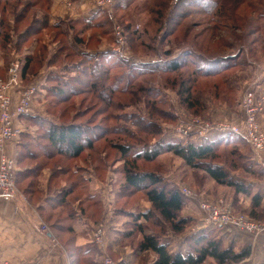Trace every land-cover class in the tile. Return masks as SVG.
I'll return each mask as SVG.
<instances>
[{
    "label": "rangeland",
    "instance_id": "obj_1",
    "mask_svg": "<svg viewBox=\"0 0 264 264\" xmlns=\"http://www.w3.org/2000/svg\"><path fill=\"white\" fill-rule=\"evenodd\" d=\"M38 1L37 5H29L28 0H0V82L9 79V69L15 56H22L24 59L26 55L33 54V61L27 72L29 74L20 77V88L22 90L24 86L41 82L43 95L36 97L32 104L34 111L31 113L37 114L36 118L44 114L49 122L47 124L57 125L91 120L89 122L96 126V132L100 128L116 125L132 133L124 137L125 140L122 137L124 132H114L118 138L124 139L122 142L130 144L143 141L153 144L161 138L176 139L186 144H201L205 132H194L190 124L192 120L196 118L205 124L241 125L245 116L242 102L246 94L253 91L256 101L263 107L258 121L264 132L260 122V116L264 113V0H213L217 1L214 11L218 12L216 19H212L207 13V0H118L111 7H96V11L101 9L103 13L96 16L98 21L94 26L81 20L96 13L92 9L96 6L94 0H89L87 4L79 3V0ZM88 7L84 16V9ZM45 17L48 27L42 24ZM57 23L61 25H56ZM52 25L59 26L61 31ZM72 50L78 54L85 52L92 55V64L100 62L102 67L109 69L107 81L104 80L107 73L101 79L105 89H102V93L100 89L94 91L82 84L80 78L91 81L95 77L84 76L80 69L84 65V56H76ZM191 52V56L196 54L201 59L206 57L205 59L214 62L225 60L230 55L233 57L225 62L228 63L226 69L218 74L195 75L192 67L194 65L187 61L177 71L160 70L166 64ZM117 58L125 60L128 65L136 66L152 62L167 63L152 74H136L119 81L118 77L125 74L128 66L119 63ZM187 58L188 55L184 60L189 59ZM114 61L116 62L113 64ZM24 63L25 61L21 63L22 67ZM225 63L221 62L222 65ZM63 81L78 83L77 88H81V91L76 90L64 99L63 95L58 96L57 92L46 89V86L54 84L65 85L61 84ZM115 81H119V89L111 92L110 88ZM183 84L191 86V100L195 102L192 107L188 105L190 97L185 101L188 95L183 94ZM152 90L158 93L150 94ZM18 93L20 94V89L14 88V104L18 102ZM40 114L42 115L39 116ZM24 124L29 130L36 127L32 121ZM188 129L190 130L186 133ZM200 129V125H197L196 131ZM34 132L36 135L40 133L39 130ZM109 138L116 137L110 135ZM94 146L92 152L86 151L75 161H66L54 155L51 163L62 160L63 166L83 167L84 175L96 178V193L99 195L96 220H105L110 216L123 228L126 222H132L130 214L140 213L141 207L150 203L146 199L145 191H140L129 199L118 197V180L124 177V159L104 136ZM231 146H220L223 162L228 160L231 167L237 164L236 169H232L237 179L254 177L255 175L246 173L238 165L240 162L249 164V161L236 159V156L231 155ZM240 152L247 156L255 151L248 143L240 145ZM23 161L25 166L42 167L44 158L39 153L35 158L31 156ZM46 168L53 172L51 167L45 166L44 169ZM141 168L160 174L168 185L179 188L185 198L194 199L198 206L201 201L209 202L220 214L242 217L248 224L260 225L257 233L264 232L263 209L256 213L258 218H254L251 212L243 209L241 198L233 187L216 183L205 170L189 166L181 156L163 152L155 161L144 163ZM44 169L39 172L37 183L44 175ZM64 177L67 181H59L60 183L75 182V179ZM29 178L27 176L22 183L29 182ZM99 183L101 187H97ZM17 187L23 192L20 184ZM182 189L189 190L193 197L186 196ZM78 193L77 190L74 197ZM82 196L84 194L80 195ZM195 206H192V214L200 213L196 208L198 206ZM124 209L129 213H124ZM200 210L205 222L206 214L201 208ZM60 214L64 215L61 212ZM199 217L194 222L190 221L178 235L199 232L202 226H206L204 229L209 230L210 235L220 237L224 246L234 247L238 252L251 249L249 256L236 264H264L262 261L250 260L253 256L251 246L242 247L245 246L242 245L244 243L237 244L233 241L231 236L238 239L242 236L240 232L232 231L229 238L228 233L221 231L220 227L200 223ZM165 227L170 234H177L166 224ZM131 228V237H126L124 242L127 244L124 245L136 249L143 234L134 230L133 226ZM246 235L243 234L245 237ZM191 238L188 237L189 244ZM108 255L116 260L109 253ZM153 258L152 253H142L139 264H151ZM202 264L219 263L207 258Z\"/></svg>",
    "mask_w": 264,
    "mask_h": 264
},
{
    "label": "trees",
    "instance_id": "obj_2",
    "mask_svg": "<svg viewBox=\"0 0 264 264\" xmlns=\"http://www.w3.org/2000/svg\"><path fill=\"white\" fill-rule=\"evenodd\" d=\"M38 3V0H28L29 5H37ZM216 6L217 1L207 0L205 2V7L208 9L207 13L212 19H216L215 15L218 13L217 10L214 13ZM173 11L175 10L173 9ZM46 13H48V9ZM101 13L103 12L100 9L96 11V13L90 18H80L87 24L94 26V23L98 21L96 20V16L102 15ZM161 13L163 15V12ZM105 15L108 16L107 14ZM160 18L161 17H159V19ZM42 22L43 26L48 27L49 23L47 24L46 17ZM96 24L98 25L99 23ZM56 25L59 24L57 23ZM56 25L52 26H55L54 28H59L61 24L59 26ZM61 33L63 34V32ZM62 51L63 50H61V52ZM72 51L76 56H84V59L82 58L84 65L82 68H80L81 72L84 73V76L91 78L95 77L91 81H86L80 78L82 84L90 87V89L94 91L95 89L96 91H99L100 89L102 93V89L104 88L103 84L101 83V79L104 73H107L106 78L104 77V80L107 81L109 78V69L102 67L100 62H94V64H92L93 56L90 54L79 52V55L75 50ZM191 54L193 53L191 52L184 55V57L188 55V60H184V57H180L178 60L172 61L170 64H166L164 68L162 67L165 63H167L166 61L164 64L162 62H152L147 63V65L142 64L140 66H136V64H130V66L125 60L123 61L117 58L120 61L119 63L129 67H126L125 74H120L118 80L121 81L125 78L128 79L130 76H135L136 74H152L156 71H159L157 70L159 67L162 68L160 69L161 71H177L182 67L183 64L186 63V61L188 64L194 65L192 67H194L193 73L195 75L218 74L219 72L226 69L225 67L228 63L225 62H228V60H231L233 57L230 55L225 57V60H216L214 62L212 60L205 59L206 57L201 59V57L196 56V54H194L196 57L193 55L191 56ZM105 57H107V55ZM32 58L33 54H29L26 55L22 60V62L25 61L21 69L22 77H25L29 74L27 72L31 67V62L33 61ZM115 62L116 61H114L113 64ZM221 62H224L225 64L222 65ZM235 64L237 65L238 63ZM119 81L114 82L110 88L111 92H115L117 89H119ZM61 84L65 85L54 84L50 87L46 86V88H48L47 90L57 92L58 96L63 95L64 99H67V96H69L70 93L76 92V90L81 91V88H77L79 84L76 82L63 81ZM183 86V94L188 95L185 97V101H187L190 97V103L188 105L192 107L195 102L191 100V86L185 84H183ZM153 93L158 92L152 90L150 94ZM103 94L106 95V93ZM119 97L120 95L118 94V98ZM159 101L163 102L162 99H159ZM36 117L37 116L25 115V122H34L36 129L39 130L40 133L35 135V137L30 132L26 131L22 132L20 135V150L18 151L16 165L19 166L20 169L21 167L23 168L22 170L16 172V182L18 186L20 184L26 195H29L30 193H36V190L38 189L37 180L39 178V172L41 169H44L45 166L51 167V169H53L48 182L49 196L47 199L52 206L50 210V218L48 219L51 221L50 226L53 229L72 232L73 222L81 215L95 218L96 203L99 204V195L96 193V191H92L90 185L91 181L89 180L90 176L83 174V167L63 166L61 163L62 160L53 162V165L51 163L52 156H60L66 161H75L81 158L86 151L93 150L95 147L94 143L104 136V138H107L112 142L113 149L116 150L120 154V157L124 159V164L122 167L124 177L118 180V186L120 187V190H118V197L129 199L130 197L136 195V193L145 191L146 199L151 204V208L145 212H140L133 215L130 214L132 217L133 229L138 230L143 234L142 240L138 245L139 251L142 253H152L154 255V260L151 264H202L207 258L214 259L219 264H236L249 256L251 252L250 248L238 252L234 249V247L224 246L222 239L220 237L210 235L209 230L207 229H202L199 232L197 231L192 236L189 244L190 253H188V255L184 256L180 252H170L168 244L162 241V237L169 233L165 227V224L177 234L185 230L186 225H188V223L191 221L190 218L184 217L182 214L186 204V198L183 196L179 188L168 185L165 182L163 176L141 168L144 163L146 164L150 161H155L161 153L172 152L178 156H181L189 166L205 170L208 176L216 183L226 184L230 187H233L237 193H249L251 186L246 185L242 181L236 179L233 174L235 171L233 172L232 169H236L237 164L235 163L236 165L231 167L227 163L228 160L223 162V155L220 154V146L222 144L225 146L231 144V155L236 156V159L242 158L248 160L249 155L246 156L240 152V145L248 144V142L240 135L224 134L215 141L204 140L201 144H197L195 142H189L186 144V142L168 138H161V140H157V142L153 144H148L149 142L147 141L130 144L124 143L122 141L125 139L124 137L132 135V133L128 132V129L117 127L116 125L100 128L97 130L98 132H96V126L89 122L91 120L88 122H74L71 124L67 123L57 125L47 124L48 121L42 117ZM114 132L120 134L121 132H124L125 134H122L124 139L118 138L119 136ZM110 135H114V137L117 139H110ZM39 153H41V157L44 158V161H42V167L37 165L25 166L23 164V160L31 156H34L35 158L39 155ZM238 165L241 166L246 173H250L255 176H259L260 174L259 169L247 164V162H240ZM63 175L68 177L69 180H71V178L75 179V182L68 181V183H60L59 181H67L66 179H63L65 178ZM27 176H30L29 182L23 184L22 182ZM77 190L79 193L76 195V197H74V194ZM83 194L84 197H80V195ZM260 197L261 196L259 195H254L252 198V206L254 210H252L251 213L254 218H258V215L256 216V213H258L256 207L259 205ZM38 198H40V195ZM75 200L79 201L76 211L72 209L71 205V203ZM60 212L64 215H61ZM123 212L129 213L126 209H124ZM155 228H158L159 230L157 231ZM148 229H150L149 232H147ZM131 232L128 235H130Z\"/></svg>",
    "mask_w": 264,
    "mask_h": 264
},
{
    "label": "crops",
    "instance_id": "obj_3",
    "mask_svg": "<svg viewBox=\"0 0 264 264\" xmlns=\"http://www.w3.org/2000/svg\"><path fill=\"white\" fill-rule=\"evenodd\" d=\"M88 2L89 0H79V3L87 4ZM88 9L89 7L86 10L84 9V16ZM57 11L59 12V8H57ZM76 16L77 14L74 15L75 18ZM74 17L72 18L74 19ZM19 95L18 93L16 100H19ZM42 95L43 89L40 93V96ZM32 111H34L33 107ZM30 115L37 116L34 113ZM41 117L48 121L46 115L43 114ZM26 118L25 116L17 117L14 120L15 127L20 128L22 132H30L35 137L34 130L37 129L36 127H32L33 130L27 129V125L24 124ZM260 122L264 129V113L260 116ZM20 135L13 140H9L6 144L7 154L15 160L20 150ZM222 135L224 134L215 130L209 131L205 133L203 140L215 141ZM248 161L249 164L259 169L260 174L259 177L238 179L244 184L251 186L249 193L240 192L238 196L241 198L243 209L249 212L254 210L252 206L253 196H261L259 205L256 208L258 211L260 209L264 210V151L252 152L248 157ZM22 168L20 169L16 165V172L22 170ZM44 170V175L41 176L37 184V194L30 193L26 195L24 191L20 190L15 198L0 196V262L10 264H103V255L109 253L120 264H139V257L142 252L138 248L133 249L132 246L124 245V243L127 244V242H124L126 237H131L128 234L132 231V222H126V229L118 226L113 217L110 216H107L105 220H99V222L96 221V217L81 215L73 222L72 232L53 229L50 226L51 221L48 219L50 218L52 206L47 200L49 196L48 182L51 172L49 168ZM89 180L91 181L92 191H96V178L90 176ZM101 186L100 183L97 185V187ZM39 195L40 198H38ZM78 203L79 201L77 200L71 203L72 209L75 211L78 208ZM195 205L198 206V203H195L194 199L186 198L182 214L184 217L190 218L192 222L200 216L198 221L203 224L205 223L203 220L204 216L199 206L196 207ZM192 206L198 208L200 213L192 214ZM150 208L151 204H145L141 207L140 212H145ZM101 223L105 228L104 247L98 246L93 241L94 229ZM42 224H46L48 230H43L41 228ZM204 227L206 226H202V229ZM220 228L221 231L228 233L229 238L232 231L235 233L240 232L242 236H239L238 239L231 236L233 241L237 244L244 243L242 245L245 246L242 247H252L253 256L250 259L252 262H264V232L255 233L233 227ZM195 233L196 231L189 232L186 235L169 233L162 237V241L168 244L170 252H180L186 256L190 253L188 237H192ZM243 234H247L246 237Z\"/></svg>",
    "mask_w": 264,
    "mask_h": 264
},
{
    "label": "built area",
    "instance_id": "obj_4",
    "mask_svg": "<svg viewBox=\"0 0 264 264\" xmlns=\"http://www.w3.org/2000/svg\"><path fill=\"white\" fill-rule=\"evenodd\" d=\"M118 0H95L96 7H111ZM119 35L120 32H119ZM122 37V36H121ZM22 56H15L10 69L9 79L5 82H0V196L15 198L19 194V189L16 182V160L10 157L6 152V144L9 140L17 138L22 130L16 128L14 120L17 117L30 115L32 104L36 97L40 96L42 92L41 82L24 86L20 88L21 77V63ZM20 89L19 100L14 104L13 89ZM256 95L253 91H249L242 104L245 110V116L241 125L239 124H214L206 122L203 123L196 118L192 120L191 126L194 132L206 133L216 130L222 134H237L243 137L252 147L253 150L264 151V132L262 131L258 117L263 107L256 101ZM200 125L201 129L196 131V126ZM190 129L187 130L188 133ZM186 196L193 197V194L187 190L182 189ZM200 208L205 212V224L207 226L218 227H233L244 231L255 232L258 231V224H248L242 217L237 218L229 215H222L215 206L209 202L201 201ZM261 227L263 225L261 224ZM43 230H48L46 224H42ZM262 229V228H261ZM105 228L101 223L96 226L93 233V241L100 247H104ZM103 264H120L117 260L111 258L108 254L102 257ZM0 264H10L7 262H0Z\"/></svg>",
    "mask_w": 264,
    "mask_h": 264
},
{
    "label": "bare ground",
    "instance_id": "obj_5",
    "mask_svg": "<svg viewBox=\"0 0 264 264\" xmlns=\"http://www.w3.org/2000/svg\"><path fill=\"white\" fill-rule=\"evenodd\" d=\"M94 4H95V0H94ZM92 9H95V10H96V6H95V7H93Z\"/></svg>",
    "mask_w": 264,
    "mask_h": 264
}]
</instances>
